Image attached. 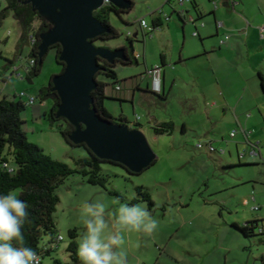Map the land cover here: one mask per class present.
<instances>
[{
    "label": "rangeland",
    "instance_id": "374dc122",
    "mask_svg": "<svg viewBox=\"0 0 264 264\" xmlns=\"http://www.w3.org/2000/svg\"><path fill=\"white\" fill-rule=\"evenodd\" d=\"M133 1L135 7L130 13L122 17L114 13L110 16L111 25L118 30L121 36L108 42L98 40L96 41L98 47L116 50L117 46L124 44L131 51L127 39L128 31L135 30L142 19L151 25L152 13L156 10L165 7L167 12L171 11L170 5H166L167 0ZM187 6L191 4L186 3L184 6L175 5L174 7L176 10L183 11ZM5 7L6 0H0V12ZM53 20L51 19L52 22ZM124 20L133 26L127 28ZM38 26L39 22H36L35 31ZM21 34V27L12 14L0 20V51L2 52L0 55V87L5 88L1 79L2 74H5L11 82L5 95L9 99L22 92L37 97L41 88L48 86L53 76L62 74L63 69L57 60L56 49L53 48L46 56L42 73L34 78L33 83H30L26 79V67L31 47L26 46L19 55L18 43ZM181 38L183 39V36ZM6 60H16L15 67L19 68V71L14 72L13 70V74L11 69L5 71ZM131 69L137 68L120 66L116 70L120 78H123L122 71ZM18 72L22 74L20 77ZM99 79L111 83L104 76H100ZM109 89L110 87L107 90ZM37 100L22 114L23 128L29 140L38 144L51 158L75 167L76 159L88 156L86 147L82 144L67 143L60 131L55 127L52 128L45 117L52 107V101L47 100L41 103L39 99ZM107 105L114 112L113 118H118L122 111L121 104L107 103ZM124 109L133 122L135 119L133 104H124ZM171 109V113L175 115L177 113L175 104ZM143 121L146 124V120ZM131 124L129 126L132 128H140L135 123V125ZM143 133L156 154V164L139 174H130L122 167L106 164L102 166L104 174L108 176L106 187L89 184L82 175L75 174L70 176L58 189L61 202L57 207L55 219L58 233L64 240L52 256L43 260V264H54L55 259L61 260L63 264L71 262L68 247L72 240L69 231L78 230L77 242L79 243L81 235L86 230L83 214L85 202H100L105 205L109 231L114 232L117 230L114 213L119 208V204H132L135 199L141 201L136 204L147 206L152 217L159 221V227L151 235L142 232H121L124 238L122 250L126 253L127 264H136V253L140 249L144 248L152 253L155 249L154 240H160L164 236L169 240L172 233L174 239L169 248L183 246L184 242L187 247L200 248L201 259L196 264H264V235L257 234L247 237L233 226L236 222L240 226H245L246 222L259 220L258 218L264 215V207L261 211H252L250 206H244L241 202L243 198L251 195L254 186L264 191L262 183H255L256 179L264 174L261 172L260 174L257 168L245 165V167L242 165L228 168L223 166L219 158L223 157L229 162L232 157L238 165L240 162L236 147L237 140L229 144L230 149L227 148L226 143L225 147H219L216 144L217 152L211 153L204 152L206 149L197 148L199 139L193 133L182 136L180 132H177L172 136H160L158 140L147 128ZM260 142V148L264 152V139ZM243 150L240 146L241 154ZM222 151H225V154H222ZM249 178L254 181L247 182ZM234 185L237 187H233ZM138 187H144L150 193L154 202L153 206L145 200L142 201L137 193ZM15 192L19 194V191ZM115 192L118 195L112 194ZM133 194L135 198L130 199ZM116 200L119 203H115ZM180 224L184 226L178 232ZM48 241L49 238L46 237L43 243Z\"/></svg>",
    "mask_w": 264,
    "mask_h": 264
},
{
    "label": "crops",
    "instance_id": "0c3cea01",
    "mask_svg": "<svg viewBox=\"0 0 264 264\" xmlns=\"http://www.w3.org/2000/svg\"><path fill=\"white\" fill-rule=\"evenodd\" d=\"M214 1L219 3L217 9ZM189 3L191 6L185 7L184 14L174 4L170 5L171 11L167 12L165 7L160 9L161 13L154 11L152 34L143 30L140 22L135 30L128 31L133 36V50L124 44L115 49L127 48L128 54L136 59L131 65L118 64L115 70L120 66L137 69L122 71L123 78L116 70L121 90L109 86L106 105L120 103L122 111L115 119L126 117L127 125L139 124L143 132L147 128L156 140L177 132L182 136L193 133L199 144L211 143L216 148V144L225 147L226 143L228 149L237 140L240 163L236 165L232 157L229 162L219 157L223 166L245 165L264 174V152L260 148V140L264 139V0H191ZM124 21L127 28L133 26ZM195 31L197 37L193 35ZM156 68L161 70L160 92L154 90L153 77L149 74ZM8 86L2 89L3 95ZM128 103L133 104V122L124 109ZM174 104L175 115L171 113ZM106 108L113 116L112 108L108 105ZM163 125H169L172 132L157 134L154 127ZM205 149L204 152H210ZM258 182L264 185V176L257 178L255 183ZM241 202L252 211L254 207L261 211L264 191L254 186L251 195ZM258 219L264 220V215ZM183 226H178V232ZM173 235L169 240L166 236L155 239L152 253L140 249L136 264L199 263L200 248L187 247L186 242L169 248Z\"/></svg>",
    "mask_w": 264,
    "mask_h": 264
},
{
    "label": "trees",
    "instance_id": "16d2710c",
    "mask_svg": "<svg viewBox=\"0 0 264 264\" xmlns=\"http://www.w3.org/2000/svg\"><path fill=\"white\" fill-rule=\"evenodd\" d=\"M27 1L28 0H6V7L0 12V20L6 19L9 14H12L14 19L19 23L22 34L18 43V53L21 55L22 50L26 46L31 47L28 61L33 59L35 64L26 73V79L30 83H33L34 78L42 73L46 60L45 57L43 63H41L38 57L42 36L53 29L54 25L34 9L31 4H27ZM130 1L131 6L128 9H120L110 3L94 12L95 18L107 29L106 34L96 39V41L102 40L108 42L118 39L121 36L118 30L111 25L110 16L114 13L122 17V15L130 13L135 7V2L133 0ZM167 4L171 5L169 1ZM36 22H39V26L35 31L34 24ZM127 39L130 46L133 47V37L128 36ZM53 48L56 49L58 60L62 51V46L57 44L51 47L50 50ZM132 50L133 48L131 51ZM128 57L129 60L127 62L117 60L114 64H110L105 60H100V65L103 67V70L97 74L98 86L96 90L92 92L94 98L93 107L98 113L103 118L111 119L122 124H128L126 117H121L119 119L113 118L105 105L108 87L113 85L117 89L121 84L118 82V76L115 70L116 66L118 64L131 65L136 59L132 54H128ZM15 61L16 60H6L7 64L4 70H14ZM59 63L63 66V73L66 66L62 62ZM100 76L106 77L111 83L101 81L99 79ZM1 77L5 87L8 86L7 84L10 83L9 78L5 74H2ZM54 77L55 76L51 78L48 86L41 88L38 96L35 98L39 99L41 103L47 100L52 101V107L45 117L52 128L55 127L60 131L67 143L74 145L69 137L75 128L64 118L58 119L56 115L61 100L57 92L53 91V85L51 83ZM20 94L21 93L16 94L14 98L9 99L2 94V89L0 87V194H7L11 190L19 191L18 198L29 205L28 212L31 223H26L23 227L26 246L33 248L37 252L38 256L41 258L40 264H43V260L48 256H52L59 244L64 240L58 233L55 219L57 207L61 202L57 191L62 184H64L70 176L80 174L89 184L106 187V184H108V176L104 174L102 166L106 164L116 165L122 168H124V166L109 160L99 159L87 149L85 144H82V146L86 147L88 156L76 159L75 167H71L64 162L48 156L38 144L29 140L23 128L24 121L22 120V114L32 106L27 102L31 95L26 93L27 97H21ZM32 97L34 96L32 95ZM137 125L140 126L139 124ZM154 130L157 134H170L172 132L169 125L156 126ZM156 161L157 160H155L152 165L156 164ZM5 164H7V167L4 166ZM137 193L142 201L145 200L150 206L154 205L150 193L145 190L144 187H138ZM112 194L118 195L116 192ZM138 202L141 201L135 199L132 204ZM263 222L264 220H255L246 223L245 226H240L238 224H234L233 226L245 236L250 237L256 236L257 234L264 235ZM69 235L72 240L68 247L71 262L64 264H81L77 254L78 230H70ZM46 237L49 238V241L43 243ZM54 264L63 263L61 260L55 259Z\"/></svg>",
    "mask_w": 264,
    "mask_h": 264
},
{
    "label": "water",
    "instance_id": "95a60500",
    "mask_svg": "<svg viewBox=\"0 0 264 264\" xmlns=\"http://www.w3.org/2000/svg\"><path fill=\"white\" fill-rule=\"evenodd\" d=\"M109 1L120 9L131 6L130 0ZM27 4L55 24L42 36L40 62L43 63L51 47L62 46L58 61L66 69L51 84L61 100L58 119L64 118L75 128L70 141L85 144L99 159L119 163L132 174L151 167L156 154L143 131L103 118L93 107L96 77L103 70L100 60L110 64L129 60L125 48L112 50L96 45V39L106 34L107 29L94 12L104 6L105 0H28Z\"/></svg>",
    "mask_w": 264,
    "mask_h": 264
},
{
    "label": "clouds",
    "instance_id": "9594fccd",
    "mask_svg": "<svg viewBox=\"0 0 264 264\" xmlns=\"http://www.w3.org/2000/svg\"><path fill=\"white\" fill-rule=\"evenodd\" d=\"M28 208L14 190L0 194V264H39V256L26 246L23 232L24 225L31 223ZM105 211V205L100 202L83 204L86 230L77 249L81 264H127L121 232L151 235L159 227V221L152 217L146 205L120 203L114 213L117 230L110 232Z\"/></svg>",
    "mask_w": 264,
    "mask_h": 264
},
{
    "label": "built area",
    "instance_id": "2783aa9c",
    "mask_svg": "<svg viewBox=\"0 0 264 264\" xmlns=\"http://www.w3.org/2000/svg\"><path fill=\"white\" fill-rule=\"evenodd\" d=\"M168 1L171 3V5L174 4V5H177V6H184L186 3L191 2V0H168ZM110 3L111 2L109 0H105V4L104 5H107V4H110ZM218 4L219 3L217 1H214V3H213V5H214V7L216 9L218 8ZM161 12H162V10H158L156 13H161ZM184 13H185V11H183V14ZM167 20H169V17H167ZM193 21L194 20L192 19V22ZM140 27L143 30H145L148 33H150V34H152L155 31V27L153 25H149L145 20L140 21ZM193 35L195 37H197L199 34H198L197 31H195L193 33ZM128 36L133 37L131 33L128 34ZM27 63H28V65L26 67V72H28L30 70V68L35 64V61L32 59V60H29ZM14 71L15 72L16 71H19V68L14 67ZM160 73H161V70L159 68H156V69H154V70H152V71L149 72V74L153 77V82H154L153 83V87H154V90L156 92H160L161 91V81L159 80ZM21 75L19 73L18 76L20 77ZM117 90L120 91L121 90V87H117ZM20 96L21 97H27V94L26 93H21ZM28 99L29 100L27 102H28V104L30 106H33L37 102V99L35 97H32V96L29 97ZM232 136H235V133H233ZM197 148L200 149V150H203L205 148H208V150L210 152H215L216 151L215 147L211 143H200V144H198ZM4 166L7 167V164H5ZM253 211H259V207H254L253 208ZM40 262H41V258L39 256V264H40Z\"/></svg>",
    "mask_w": 264,
    "mask_h": 264
}]
</instances>
